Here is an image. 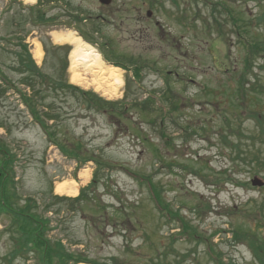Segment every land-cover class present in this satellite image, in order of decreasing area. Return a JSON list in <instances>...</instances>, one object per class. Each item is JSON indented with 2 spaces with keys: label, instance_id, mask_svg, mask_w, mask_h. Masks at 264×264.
I'll list each match as a JSON object with an SVG mask.
<instances>
[{
  "label": "rangeland",
  "instance_id": "rangeland-1",
  "mask_svg": "<svg viewBox=\"0 0 264 264\" xmlns=\"http://www.w3.org/2000/svg\"><path fill=\"white\" fill-rule=\"evenodd\" d=\"M68 30L120 84L82 66L71 81L72 46L52 34ZM0 69L45 127L0 84V201L37 202L52 256L0 211V264H61L59 244L65 264H261L233 231L264 240V166L249 160L264 157V0H0ZM72 180L80 199L56 192Z\"/></svg>",
  "mask_w": 264,
  "mask_h": 264
},
{
  "label": "trees",
  "instance_id": "trees-1",
  "mask_svg": "<svg viewBox=\"0 0 264 264\" xmlns=\"http://www.w3.org/2000/svg\"><path fill=\"white\" fill-rule=\"evenodd\" d=\"M28 10L30 12V15H28L27 19L33 21L34 18L32 17V15H33L34 10L32 7H30ZM74 17L76 18L77 15H74ZM47 19H50V18H44V20H47ZM80 34L83 36V38H85V35L83 32H80ZM19 44L21 45L22 52L25 56L24 58H22V61L25 62V59H26V62L24 63V66H26V70L27 71L30 70V72L34 76L39 77L40 74L38 73V71L40 70V68L38 66H36L35 62L33 61L30 53L27 50V45L24 43L22 44V42H19ZM43 45H44V43H43ZM0 84L3 86L4 90L14 87V89L17 90L19 92V94L21 95L24 103L27 105L29 112L32 114L33 118L37 119L38 122L42 121L37 117L38 115H37L35 109L31 107V104L29 102V98H26L27 96L25 95V93H23L21 90H19L17 88V86H15V84H13V82L8 78L7 75H5V73L1 69H0ZM75 88H78V87H75ZM27 99H28V101H27ZM39 124L42 128L45 129L42 122L41 123L39 122ZM261 128H263V126H261ZM259 136H260V139L262 141H264V130H263V132H261V135L259 134ZM260 151H261V148H260ZM247 153H250V152L248 151L245 154H247ZM261 153L257 150V152H254L252 154V157L250 159V160H252V158H254V157H255L254 160L257 159L256 160L257 161V167H259L260 165L264 166V157L260 158V156H259ZM1 155L6 157V153H3V151L0 149V160L2 159ZM243 158H245V157H243ZM127 171H129V170H127ZM130 173L134 177H138V175L135 174L134 172H130ZM139 179L142 180V177H139ZM92 181H94V180H92ZM146 182L148 183L149 190L151 192L153 200L156 203V206L159 208L161 213H164V211H165L164 207H167L166 203L162 202L161 198L159 197L160 196L159 191H157L152 186L151 181L148 179V180H146ZM82 190L83 189H81L80 191H82ZM80 197H81V192L74 199L77 200V199H80ZM9 201L10 200H7V199L4 200V202L0 201V211L6 212L7 214H9L13 218L14 222L12 224L14 226V231L19 233L20 235H22V238H23L22 240L25 239L26 244L32 245V248H31L32 251L40 253V256L42 255L41 253H43V255H45V254L48 255L47 261L49 260L48 258L51 259L52 256H50V249L48 248V246L46 245L45 242L40 240L41 237L39 235H36L38 228L40 229V227H41V230H44V223L46 224V222H45L46 220L45 221H43V220L39 221V218L34 217L32 214V211L34 209H37V207H38L37 202L33 198H29V200L23 206H18L16 208H13V206L9 203ZM161 204H163L164 207ZM166 209L168 210L166 212V215L168 216V218L171 219L172 217H175V215L179 216L172 209L171 210H170V208H166ZM180 220H182L183 227L186 228L187 223L185 222V220L182 217L180 218ZM33 231H34V233H33ZM243 234L245 235L246 238L249 239V244L252 247H254L253 252L256 254V256L259 253V251H257V250H259V248L263 252L262 256H260L258 259H259L261 264H264V240H260L258 235L254 234V233H246V232H242L239 230L233 231V236L235 238H241V237H243L242 236ZM248 235H250V236H248ZM19 245L21 246L20 243H19ZM44 247H45V249H44ZM59 249H60L59 250V253H60L59 256L62 257V260H63V262H61V261L60 262H61V264H65V259L68 258V254H66L67 252H65V250L63 249V247L60 244H59ZM40 256L37 257V264H45L44 260L41 261ZM218 264H220V263L218 262Z\"/></svg>",
  "mask_w": 264,
  "mask_h": 264
},
{
  "label": "bare ground",
  "instance_id": "bare-ground-1",
  "mask_svg": "<svg viewBox=\"0 0 264 264\" xmlns=\"http://www.w3.org/2000/svg\"><path fill=\"white\" fill-rule=\"evenodd\" d=\"M25 2H34V0H24ZM53 39L56 43H68L72 46L69 54L70 65L73 74L71 81L79 84L81 82L80 73L76 71L79 66L83 69L91 71L94 75L98 76L105 81H111V84H120V74L118 67L106 64L99 52H97L91 45L83 41L80 37L75 36L73 31L68 30L66 32H53ZM34 55L39 60L42 57V50L40 43L35 42ZM81 177L84 180L88 178V172L86 169L81 171ZM74 181H63L57 184V193H66L71 196H76L78 189L73 183Z\"/></svg>",
  "mask_w": 264,
  "mask_h": 264
},
{
  "label": "water",
  "instance_id": "water-1",
  "mask_svg": "<svg viewBox=\"0 0 264 264\" xmlns=\"http://www.w3.org/2000/svg\"><path fill=\"white\" fill-rule=\"evenodd\" d=\"M99 2L103 5H108L111 0H99ZM150 15V14H149ZM252 185H262L264 183V181H262L261 179H259L258 177H254L251 180Z\"/></svg>",
  "mask_w": 264,
  "mask_h": 264
},
{
  "label": "flooded vegetation",
  "instance_id": "flooded-vegetation-1",
  "mask_svg": "<svg viewBox=\"0 0 264 264\" xmlns=\"http://www.w3.org/2000/svg\"><path fill=\"white\" fill-rule=\"evenodd\" d=\"M243 151H244V150H243ZM244 155H246V154H244ZM243 157H245V156H243ZM249 160H250V159H249ZM250 161H252V160H250ZM254 177H256V176H254ZM254 177H253V178H254ZM253 178H252V179H253ZM252 179H251V180H252Z\"/></svg>",
  "mask_w": 264,
  "mask_h": 264
}]
</instances>
